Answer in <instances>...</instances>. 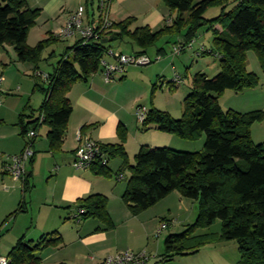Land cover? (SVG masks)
<instances>
[{
	"label": "trees",
	"instance_id": "16d2710c",
	"mask_svg": "<svg viewBox=\"0 0 264 264\" xmlns=\"http://www.w3.org/2000/svg\"><path fill=\"white\" fill-rule=\"evenodd\" d=\"M101 1L108 5L112 0H89L87 3L91 7L97 3L100 10ZM161 2L171 15L175 14L174 19L161 30L153 32L149 27H141L131 31L134 18L112 21L97 40L77 41L62 55L53 71L46 74L47 80L35 75L37 89L43 93L44 100L36 117L30 116L33 118L31 122H24V116H20L21 135L25 138L31 129L46 126L49 152H61L72 114L67 95L74 84L86 81L101 70L100 61L111 50L108 42L128 39L140 49L134 55H145L149 48L163 39L173 46L189 43L197 39L199 31L206 27L213 34L212 47L210 50L204 47L205 50L197 54L198 48L195 53L217 57L218 74L212 78L201 72L193 75L190 94L183 101L180 118L175 119L168 112L152 107L142 124L144 130L155 128L184 141L195 142L204 138L203 149L186 152L142 147L134 158V164H130L125 151L127 130L122 126L117 131L119 143L102 144V149L110 160L119 158L122 170L129 172L122 200L132 215L137 216L150 209L173 192L197 203L195 222L183 232L166 238L165 260L195 255L212 241H233L238 245L240 255L237 264H264V142L255 144L251 137V127L264 121V112H224L219 105V98L225 92L242 93L260 84V77L248 70L247 62L248 53L254 52L264 72V0ZM228 7L231 9L226 11ZM213 8L220 9L219 15L214 19L205 18V13ZM39 16L40 10L29 8L26 0H0V48L12 46L18 60L33 64L35 72L39 71L44 50L53 42L63 40L53 36L34 47L28 46L29 31ZM101 25L102 21L96 29L99 30ZM155 90L156 85L150 93V101ZM40 116L44 119L39 125ZM86 128L82 127L81 133ZM35 140L31 141L33 147ZM91 168L97 175L113 176L108 166L98 162ZM22 188L23 193L31 189L28 176ZM107 202V198L101 195L78 200L80 220L97 218L113 228ZM23 207L19 204L10 216L23 211ZM216 221H220L222 226L218 236H194L197 230L207 229ZM62 242L56 232L42 236L36 242L22 237L7 255L9 264H40L38 254L48 248H56Z\"/></svg>",
	"mask_w": 264,
	"mask_h": 264
},
{
	"label": "crops",
	"instance_id": "0c3cea01",
	"mask_svg": "<svg viewBox=\"0 0 264 264\" xmlns=\"http://www.w3.org/2000/svg\"><path fill=\"white\" fill-rule=\"evenodd\" d=\"M85 1L83 5V0H78L77 4H71V0H26L29 8L40 10V16L34 28L29 31L28 46H35L33 30L39 31L37 37L39 41L55 37L65 26L71 14L79 7L85 10V24L94 27L100 24L102 12L98 10L97 3L91 7L90 3H87L89 0ZM230 9L231 7H228L226 11ZM216 10L211 13L208 10L205 18L217 17L220 9ZM107 13L113 22L134 18L135 21L130 27L131 31L149 27L153 32H157L175 17V14H170L161 0H112L107 5ZM207 14H209L208 17H206ZM37 25L40 26L35 29ZM77 41L79 37L61 41L66 43V48L62 50L63 53L65 54ZM125 41L129 40L120 41L117 49L114 47L117 42L108 43L111 50L122 54L132 55L140 51L138 46L130 41L131 52L122 51L120 47L122 43L127 44ZM57 42L59 41L53 44ZM171 48L167 52L164 47L158 46L156 57H162L157 62L159 64L164 61V58L172 59L170 66L173 70H177L175 63L178 60L185 67L190 64L188 57L182 54L190 53L191 61L192 58L200 59L204 56H198L195 53L198 46L196 49L176 56L172 55ZM56 51L57 49L53 48L48 57L51 59L56 56ZM145 55L148 56L147 51ZM42 59H45L44 55ZM59 60L48 62L49 66L41 63L37 72L45 75L51 73ZM108 61L111 60L108 59ZM204 61L200 62L199 67V62L196 64L194 74L198 72L206 74L203 65L206 64V67L208 65ZM249 62H247L248 67ZM145 68L148 67H129L123 75H119L110 82L105 80L100 70L86 81L73 85L67 95L72 106V114L61 152L57 154L49 152V143L46 138L47 127L45 139L40 138L42 133L39 132L42 131L43 126L39 128L40 136L34 143L35 155L32 158L33 161L30 160L27 164L30 168L27 167L26 177L28 176V183L31 187L27 193H23L24 181L14 182L4 172L3 160L0 159V219H2L0 225L6 220L5 225L0 229V235L7 233L4 237L6 242H9L12 234L10 241L18 238L9 248L8 253L22 237L26 241L36 242L42 236L56 232L63 242L56 248H48L40 252L38 254L41 259L40 264H101L106 257L124 250L135 253L145 251L154 255L156 258L150 264H237L239 262L240 258L238 260L228 259L224 252L225 249L220 247L222 244L204 246L195 255L177 256L165 260L166 238L169 235L183 232L188 225L194 223L197 217L195 203L193 201L190 203L179 193L173 192L150 209L134 216L122 200L127 183L122 184L121 182L125 181L127 176L122 170V161L119 158L110 160L108 164L113 175L110 177L97 175L94 168L84 171L76 170L72 166L79 133L103 145L117 144L119 143L117 131L120 126L127 130L125 151L130 164H134V158L142 147L171 148L186 152H198L203 149L204 139L195 142L184 141L155 128L144 130L142 124L137 122L135 112L139 106H144L148 110L154 107L157 110L168 112L175 119L180 118L182 113V109L173 108L174 100H171L167 106L160 104L159 98L163 95H156V91L150 101L153 86L164 76L160 68H156L154 72H149ZM215 71L219 72V69L215 67ZM37 72L33 64L18 60L12 46L5 45L0 48V75L4 79L0 90V153L3 155H18L24 150L25 143L19 125L20 116H24V122H31L44 100L43 93L37 89V79L34 78ZM250 72L260 77V84L257 88L245 90L242 94L227 91L219 98H226V103L232 102L230 109L239 113L264 112V72L261 68ZM175 75L182 78L181 83L185 82L183 76L175 71L172 78ZM172 80H170L169 87L172 88L171 90L174 85L181 84L173 83ZM130 83H138L132 95L126 92L127 88L124 89ZM191 83L192 81L188 82V91L191 89ZM130 96L132 97L129 99ZM235 104L236 106H233ZM30 116L33 118L30 119ZM85 126L87 128L81 133L82 127ZM251 137L255 144L264 142V124H254L251 127ZM119 173L125 175L124 180H117ZM40 181L42 185L39 184ZM91 195H101L107 198V211L113 222V228L107 227L102 220L97 218L88 220L73 218L77 212V201ZM19 204L24 205L23 211L10 216L17 210ZM184 206H188L189 209ZM163 221L173 222L174 225L157 235L156 232ZM10 243L12 245L13 242ZM215 244L217 242L212 245Z\"/></svg>",
	"mask_w": 264,
	"mask_h": 264
},
{
	"label": "built area",
	"instance_id": "2783aa9c",
	"mask_svg": "<svg viewBox=\"0 0 264 264\" xmlns=\"http://www.w3.org/2000/svg\"><path fill=\"white\" fill-rule=\"evenodd\" d=\"M100 11L102 12V25L99 30L96 27L85 24V10L83 7H79L74 13L71 14L70 18L66 22L65 26L56 34L59 39H69L74 37H79V40L85 41L87 43L90 40H97L103 31H106L112 21L109 19L107 13V4L105 1L100 2ZM84 43V44H85ZM198 53L203 52L205 49L203 46L199 47ZM193 42L185 45L176 44L173 46L172 51L174 55H178L180 52L187 50H193ZM110 59L111 61H108ZM161 60V57L157 56L155 59L151 60L145 55H127L113 50H109L106 56L100 61V68L107 82L113 81L119 75H123L129 67H146L154 62ZM35 75L41 78L43 81L47 80V76L43 73L37 72ZM3 77L0 75V90L3 84ZM182 79L180 76L175 75L172 82L181 83ZM1 105V102H0ZM148 114V109L144 106H139L136 109L135 115L137 122L143 124ZM44 117H39V125L43 122ZM39 128L31 129L25 136V147L22 153L18 155H3L0 153V159L3 160V170L7 173L14 182H23L26 179L27 174V164L34 156L32 140L36 139L38 136ZM78 146L74 151V160L72 166L76 170H89L93 164L96 162L100 163L102 166H108L110 158L108 154L102 149V144L91 139L86 135L77 136ZM117 180L122 181L125 179V175L119 173L117 175ZM80 212H76L73 215L74 219L80 220ZM174 225L173 222L163 221L160 223L159 228L156 232L159 235L162 231L168 229ZM155 256L148 254L143 251L140 253H135L130 250H124L106 257L101 264H150L155 260ZM10 260L7 257H0V264H9Z\"/></svg>",
	"mask_w": 264,
	"mask_h": 264
},
{
	"label": "rangeland",
	"instance_id": "374dc122",
	"mask_svg": "<svg viewBox=\"0 0 264 264\" xmlns=\"http://www.w3.org/2000/svg\"><path fill=\"white\" fill-rule=\"evenodd\" d=\"M77 2H78V0H71V4H77ZM85 2L86 1L83 0V2H82L83 5H85ZM96 6H97V4H96ZM216 9L217 8L209 9V12L211 13V11H215ZM95 12H96V9H95ZM208 16H209V14H207L206 17H208ZM39 26L40 25H37V28H35V29H38ZM33 31H34V34H33V37H34L33 44L36 46L40 42L39 41L40 39H37L38 32L39 31L38 32H37V30H33ZM212 39H213L212 32L211 31H207L206 30V27H204V28H202L199 31V35H198L197 39H194L191 42H193L194 49H196L197 46L198 47L203 46V47H205L206 50H210L211 47H212ZM61 41H63V40H61ZM61 41H59L57 43H54L53 45L49 46L48 48H46L44 50L45 53L43 52L42 55H44V58L46 60L45 59H43L44 61L42 60V62H41L42 65H45L46 66V65H48V62H56V60H59L62 57V55L64 54L62 50L64 48H66V43L61 42ZM191 42H189V43H191ZM125 43H127V44H123L122 43V46L120 47V49L122 51H124V52H127V53L128 52H131V48L129 47V41H125ZM181 43L183 44V42H181ZM189 43H186L185 45H187ZM118 45H119V42H117L114 47L117 49L118 48ZM171 45L173 46L172 43H166L165 39L160 40L154 47H151V48H149L147 50V54H148L149 58L151 60H153L156 57V54H157L156 53V48L158 46L164 47V49L168 52L169 49L171 48ZM53 48L54 49L55 48L57 49V51H56V54L57 55L54 56V57H52L50 59L48 56H49L50 52L53 51ZM182 56L188 57V63H190V64H188L187 67H185L184 65H182L179 62V60H178V62L175 63V67H176L177 70H175V69L173 70L172 67L170 66L172 59L164 58V61H162V63L159 64L157 62H154L153 64H151L149 66H146L148 68H145V70H148L149 72H152V71L154 72V70L156 68H158V69L160 68V70L162 69V71H163L162 75L164 76V78L163 79H160V80H157V83H155L156 84V90H155L156 91V95H161V94L163 95L162 97L159 98V103L162 104L163 106L169 105V102L171 100H174L175 101V105H173V108L176 109V110H181L182 109L184 99L186 98V96L188 94H190V91H188L189 90V84H188V82L189 81H192V76L196 72L195 71L196 70V64H198V62H199V64H198V67H199V65L201 64L200 63L201 61H203V60L206 61V63H207L208 66L206 67V64H204L203 66H205V72H206V74H207V76L209 78H212V77H214V76H216L218 74V72L215 71V67L217 69H219V60H218L217 57H214L212 55L205 54L200 59L198 57H196V59H193L192 58V61H191V54L190 53L182 54ZM179 59L182 61L181 58H179ZM248 62L250 63L249 64V67H248V70L249 71L258 70L259 68H261L260 67V64H259V62H258V60H257V58L255 56V53L252 52V51L248 53ZM190 66H191V69H190ZM174 71L177 74L179 73V75L183 76V79H184L185 82L184 83H181L178 86L174 85L173 86V90H171L172 88H169L170 87V80L173 79L172 76L174 74ZM187 73H188V75H187ZM137 84L138 83H136V84L130 83V85L125 86L124 89L127 88L126 89V92H128V93H130L132 95V94L135 93V89H136L135 85H137ZM131 90H132V92H130ZM37 93H39V92L37 91ZM228 93H231V92H228ZM37 95H39V94H37ZM131 97L132 96H130L129 99ZM219 103L221 104L220 107H221V109L224 112H227L229 110L235 111L233 109H230V107H231L230 105L232 104V102L226 103V98L219 99ZM179 105H180V109H179ZM233 106H236V104L233 105ZM235 112H237V111H235ZM181 115H182V113H181ZM263 124H264V121L262 122V125ZM39 132H41L42 134L40 136V133H38V136H37L36 140L39 139V136H40V138L45 139L46 126H43L42 131L40 130ZM23 141L25 143L26 138H23ZM33 150L35 152V147H33ZM28 168H30V167H28ZM125 173H126V176L127 177H126V180L125 181H122L121 182L122 184H126L128 178H129V172L128 171H125ZM39 184L42 185V181H40ZM36 193H37V191H36ZM187 201H189L190 203H193L191 200H187ZM194 203H195L194 205L196 206V209H197V212H198V205H197L196 202H194ZM184 208L189 209L188 206H184ZM1 220L2 219H0V222H1ZM193 222H195V221H193ZM221 227H222L221 226V222L220 221H216L211 227H209L207 229H199V230H197L194 233V236H202V235H205V234H212L214 236H218L220 234V232H221ZM12 235L9 238V242H6L7 240L4 238L5 236H7V233L6 232L0 235V257H6V254L8 253L9 248H11V246H13L14 242L18 239L17 238L14 241H10L11 240V237H13ZM12 240H13V238H12ZM10 242H13L12 245H11ZM214 243H216V242H213L212 241L211 243H208L205 246H209V245H211V246H217V245L222 244L220 247H223L225 249L224 252L226 253V256L228 257V259H230V260L231 259L238 260L240 258L239 251H238V245L236 244V242H233V241H229V242H217V244L212 245Z\"/></svg>",
	"mask_w": 264,
	"mask_h": 264
}]
</instances>
